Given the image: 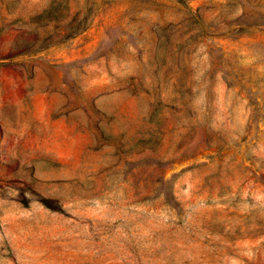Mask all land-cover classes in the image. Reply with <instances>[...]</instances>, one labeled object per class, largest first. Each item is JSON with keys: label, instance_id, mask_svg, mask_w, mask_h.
<instances>
[{"label": "rangeland", "instance_id": "1", "mask_svg": "<svg viewBox=\"0 0 264 264\" xmlns=\"http://www.w3.org/2000/svg\"><path fill=\"white\" fill-rule=\"evenodd\" d=\"M0 264H264V0H0Z\"/></svg>", "mask_w": 264, "mask_h": 264}]
</instances>
